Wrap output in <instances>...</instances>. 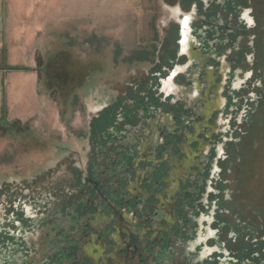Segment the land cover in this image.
Here are the masks:
<instances>
[{
    "label": "flooded vegetation",
    "instance_id": "obj_1",
    "mask_svg": "<svg viewBox=\"0 0 264 264\" xmlns=\"http://www.w3.org/2000/svg\"><path fill=\"white\" fill-rule=\"evenodd\" d=\"M152 5L133 50L110 31L57 50L65 132L0 181V264H39L27 212L65 189L73 224L46 264H264V0Z\"/></svg>",
    "mask_w": 264,
    "mask_h": 264
},
{
    "label": "rangeland",
    "instance_id": "obj_2",
    "mask_svg": "<svg viewBox=\"0 0 264 264\" xmlns=\"http://www.w3.org/2000/svg\"><path fill=\"white\" fill-rule=\"evenodd\" d=\"M154 1L7 0L5 53L6 57L13 56L11 62L14 66H10L12 79L0 89V181L32 172L35 166L29 169L31 162L38 159V154H44L48 147L57 144V135L65 132L62 116H68L66 101L74 89L71 78L74 73L68 71L71 59L68 56L60 57L57 50L67 38L78 36L85 39L96 35L105 38L110 31L114 34L111 38L121 36L126 49L133 50L140 42L147 43L152 38L149 23L152 10H155L152 5ZM23 32L26 35L34 32L31 55L38 72V99L33 76H21L17 70L29 73L32 68L28 65L17 67L24 63L22 53L10 43ZM107 82L104 80L103 84ZM61 103H64L63 106ZM24 118L27 120H18ZM73 121L84 124L81 110L74 114ZM65 190L57 198L43 195L48 204L44 213H39L36 207L27 212L33 223L25 236L29 247L28 259L32 263L46 264L48 258L55 255L57 247L64 245L59 244L62 237L56 231L68 229L73 224L69 210L62 205L66 202V194L70 193L68 189ZM92 222L95 224L93 229L100 231L98 224L102 225L104 218L93 216ZM96 231L90 234L95 241ZM96 247L98 252H101V247L104 252L105 246L102 244ZM88 248V245H83L81 250L86 254ZM15 262L19 263L16 259Z\"/></svg>",
    "mask_w": 264,
    "mask_h": 264
},
{
    "label": "crops",
    "instance_id": "obj_3",
    "mask_svg": "<svg viewBox=\"0 0 264 264\" xmlns=\"http://www.w3.org/2000/svg\"><path fill=\"white\" fill-rule=\"evenodd\" d=\"M7 0H0V89L7 83L9 79H12L13 72L10 69V66H14L11 60L13 61V56H7L6 57V13H5V6H6ZM35 32V31H34ZM33 32V33H34ZM33 33H22L20 37L16 41H11L12 47L15 49H19L20 52L22 53V60L24 63L22 65H18L17 67L22 68L21 66L23 65H28L31 67V71L29 73L21 72V69H17L19 75L21 76H33V79L35 81V90H36V98L38 97L37 93V84H38V72L36 68V61L35 59H32L31 55V50L33 49V46L31 45V40H33ZM32 35V36H31ZM6 57V60H5ZM25 73V74H24ZM38 99V98H37ZM1 100V98H0ZM14 120L13 118H9ZM17 120V119H16ZM18 120H27L26 118L24 119H18Z\"/></svg>",
    "mask_w": 264,
    "mask_h": 264
}]
</instances>
